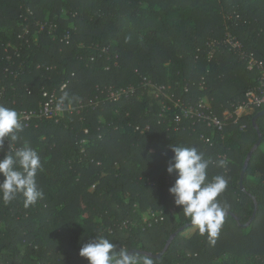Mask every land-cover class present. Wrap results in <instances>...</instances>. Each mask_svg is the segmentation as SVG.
<instances>
[{
    "label": "trees",
    "instance_id": "obj_1",
    "mask_svg": "<svg viewBox=\"0 0 264 264\" xmlns=\"http://www.w3.org/2000/svg\"><path fill=\"white\" fill-rule=\"evenodd\" d=\"M37 22L56 25L55 36L42 32L20 57L7 53L8 44H24L26 24L36 36ZM227 34L245 53L225 48L210 61L208 41ZM249 53L264 61V0H0V105L37 110L48 91L65 109L57 121L21 123L15 147L40 155L44 198L27 208L22 197L0 200V264H88L80 241L97 229L152 264H264V116L254 120L264 108L220 133L188 123L177 129L167 99L203 101L221 117L258 85ZM145 78L165 90L157 97ZM111 88L127 92L114 100ZM170 144L197 148L211 161L209 179L229 181L214 243L168 194Z\"/></svg>",
    "mask_w": 264,
    "mask_h": 264
},
{
    "label": "clouds",
    "instance_id": "obj_2",
    "mask_svg": "<svg viewBox=\"0 0 264 264\" xmlns=\"http://www.w3.org/2000/svg\"><path fill=\"white\" fill-rule=\"evenodd\" d=\"M20 121L21 114L16 109L0 105V153H3L0 159V200L8 204L22 197L27 208L44 198L36 180L42 163L38 152L31 147H15L23 130ZM168 150L172 156L166 172L169 176L175 174L168 194L174 205L190 219L191 225L201 234L206 233L214 243L228 214V205L219 197L226 191L229 181L223 174L209 179L211 161L205 159L204 153L197 148L170 144ZM218 166L223 167L224 161H219ZM79 256L88 264H152L149 257H141L128 247L117 249L103 229H97L94 236L80 241Z\"/></svg>",
    "mask_w": 264,
    "mask_h": 264
},
{
    "label": "built area",
    "instance_id": "obj_3",
    "mask_svg": "<svg viewBox=\"0 0 264 264\" xmlns=\"http://www.w3.org/2000/svg\"><path fill=\"white\" fill-rule=\"evenodd\" d=\"M36 28V36L31 40L29 38L31 36V27L30 25L26 24L23 28V34L19 36V38L24 41V44L20 46L8 44L6 47V52L9 53L10 50H13L15 55L20 57L21 47L29 46L32 41L36 42L40 33L48 32L49 34L55 36L54 34L57 32V27L56 25H53V23L47 25V23L37 22ZM64 40H66L67 44H69L70 35H66L61 39V41ZM225 48L229 49V51L238 52L240 54L245 53L242 43L232 37L230 34H227L222 40L208 41V59L210 61L213 60L216 55ZM245 58L247 61V68L250 71L258 70L260 73L258 85L247 92L246 99L242 103L232 105L233 109L225 110L221 117L211 111L203 101L191 103L185 102L182 99H174L172 96L167 97V99L173 103L174 108L177 109L174 115V122L177 125V129L184 128L183 125L188 123L191 129L203 125L217 132L223 133L229 121L234 120L237 122L238 119L244 114L250 113L256 109L264 108V61L258 60L253 53L247 54V57ZM9 59L10 56H8V60ZM144 85L155 89L157 97L163 92V90H165V87H157L153 85L151 81H148L147 78L144 79ZM188 90L189 89L187 88L186 91L188 92ZM130 91L133 92V89H130ZM126 92L127 91L124 89H109V95L114 100L120 99L123 94H126ZM43 97L44 101L40 105L39 109L20 112L21 123H25L27 126L29 122L36 118L55 119L57 121L60 117L64 116L65 109L62 105L57 104L58 98L55 93H49L48 91H45L43 93ZM244 128L245 126L242 127V129ZM86 132L88 133V131ZM200 138L204 143L213 145L212 139L210 137L201 135ZM158 216L159 214H152V218Z\"/></svg>",
    "mask_w": 264,
    "mask_h": 264
},
{
    "label": "water",
    "instance_id": "obj_4",
    "mask_svg": "<svg viewBox=\"0 0 264 264\" xmlns=\"http://www.w3.org/2000/svg\"><path fill=\"white\" fill-rule=\"evenodd\" d=\"M261 116H264V111H261L260 113H258V115L255 117L254 120L256 121V120H257L259 117H261ZM262 142H263V137L260 136V139H259L258 143H257V144L255 145V147L252 149V151L250 152V154H249V156H248V158H247V160H246V163H245V166H244V168H243L242 175H241V181H240V185H241V188H242V189H244V177H245V174H246L247 169H248V167H249L250 160H251L252 156L254 155V153L256 152V150L260 148ZM252 220H254V217L252 218ZM183 230H184V229H182L181 231H183ZM181 231H180V232H181ZM178 234H179V232H178ZM176 235H177V234H176ZM176 235H175V236H176ZM172 239H173V238H172ZM172 239L169 241V244H170V242L172 241ZM163 253H164V252H162L161 254H159L158 257H160L161 255H163Z\"/></svg>",
    "mask_w": 264,
    "mask_h": 264
},
{
    "label": "rangeland",
    "instance_id": "obj_5",
    "mask_svg": "<svg viewBox=\"0 0 264 264\" xmlns=\"http://www.w3.org/2000/svg\"><path fill=\"white\" fill-rule=\"evenodd\" d=\"M264 148V147H263ZM188 235H190V232H189V234Z\"/></svg>",
    "mask_w": 264,
    "mask_h": 264
}]
</instances>
